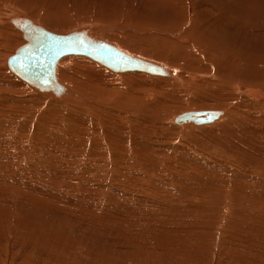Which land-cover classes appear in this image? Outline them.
<instances>
[{"label": "rangeland", "instance_id": "374dc122", "mask_svg": "<svg viewBox=\"0 0 264 264\" xmlns=\"http://www.w3.org/2000/svg\"><path fill=\"white\" fill-rule=\"evenodd\" d=\"M75 1L80 3V7H77L81 11L79 13V10L71 5L72 3L68 4L70 10L73 9L72 6L74 7V16L85 11L87 14L89 11V15H96L101 20L108 17L113 21L118 20L119 16L114 18L116 16L114 12L118 8L128 6L124 18L118 20L123 25L129 21L135 23L142 16L152 18L154 24L161 27L160 21L166 20L165 17L173 14L175 10L178 17H182L190 8H194L199 16L195 14L197 18L191 19L188 24L194 29L201 27L199 31L201 36L198 35L201 42L208 39L207 42L210 44L211 41L215 43L212 39H216L221 51L226 50L225 48L230 51L233 49L242 51V58L245 59L264 56V45H262L264 37L257 39L254 36L258 28L264 29V0H222V9L207 0H121L122 3L120 0ZM14 2L22 7L38 2L44 4L51 2L52 7L59 4L58 0H14ZM186 2L192 4L186 5ZM249 4L252 6L248 7ZM66 5L63 14L72 15ZM148 8L152 10L148 11ZM247 8L248 11L245 12ZM165 20L161 25L165 24ZM98 24L107 32L111 27L110 23L100 20ZM141 29L148 30L149 27ZM67 30L69 29L63 31ZM205 33L207 35H203ZM0 38L2 41L3 38ZM19 40L20 45L23 39L19 38ZM121 41L127 42L123 38ZM148 48L153 55L159 51L154 47L148 46ZM9 52H12L11 49ZM262 59L264 58H260ZM165 60L167 64L173 66L171 53L168 51ZM87 62L100 67L95 62L89 60ZM251 63L255 62L251 61ZM71 64L74 63L69 60L64 61L61 68ZM183 64L184 62L180 71L182 70L184 78L179 80L170 79L163 82L155 79L154 81L144 72L148 75H143L146 79H138L139 88L136 84H134L136 86L130 85L134 89L133 93L136 92L138 98L141 96V102L144 100L143 103H147V105L139 104L140 100L136 98L138 103H135L136 101L134 103L140 107L134 108L133 103L132 108L137 110L135 113L132 108L128 109L129 112L125 108V110L121 108V111L116 108L113 112L115 114L117 112L119 117L123 115V118L115 119L112 109L109 110L107 106V111L112 112L111 118L114 117L113 119H110V115L107 117L113 123L111 128L118 129L122 124L117 131L125 139L122 142V150L127 152L123 154H127L128 157L123 156L120 163L111 159L112 152L106 148V145L104 148L105 142H101V137L99 138V132L102 130L100 123L90 115L91 113L85 111L87 110L85 102L93 99L87 92L97 81L96 73L92 74L84 68V72L87 71V79L80 83L82 89L77 86L80 91L87 94L83 106H71L56 97L52 99L43 96L44 99H41L30 91L27 93L29 96L27 101L17 96L15 100H11V104L15 107L12 106L11 110H8L10 116L6 114L9 113L6 110L9 108L0 106V264H264L262 238L264 237V206L251 203L256 201V197H253L255 193L249 196L251 202L248 204L245 203L246 200L249 201L248 196L243 195V197L239 192L234 194L237 183L246 184L248 180L247 182L253 183L250 185L252 189L248 188L252 191L263 184L264 178L257 173L253 174L252 167L240 165L239 162L236 163V159L229 158L225 152L223 153V149L233 150L237 145L239 151L241 148L246 149L245 145L240 143L244 133H247L244 130L245 120L241 121V117L244 116L239 119L238 116L244 109L248 110L244 107L250 104L249 101L262 98L261 92L255 89H259V86L248 89L246 84L249 81H247L243 83L245 93L244 91L240 93L237 88L234 91L235 87H230L229 98L228 94L225 97L218 95L219 102L214 101L217 99L214 98L212 99L214 102L203 104L208 110L222 108L227 113L219 121L220 124H206L204 128L208 130L207 132L205 129L202 132V129L196 127L189 128L188 131V128L183 126L182 128L181 124L172 123L169 119L176 112L177 114L180 111L184 112L182 109L191 106L194 109L197 106L193 107L194 101L190 102L192 105L186 104L184 106L186 108L173 104V101L183 100L185 95V98L188 97L190 100L196 98V91L189 88L194 84L193 74L187 73ZM239 65L244 66L245 69L248 67L247 63ZM213 68L219 70L216 65H213ZM184 71L187 74H184ZM255 76L256 74L253 75ZM69 83L73 85L72 80ZM69 83L66 82L71 86ZM123 83V79L115 81V84ZM163 85L166 89L161 87ZM130 86L124 85L122 88L130 92ZM164 90H168L167 94ZM173 91L176 95L179 93V96H175V93L173 95L171 93ZM233 91L234 95H231ZM3 92L5 91L0 90V94ZM20 92L12 91L11 94ZM147 92L149 95L154 92L157 97L154 93L151 94L154 97L148 96ZM166 95H168L167 99ZM165 102L167 104H164ZM203 105L200 106L204 108ZM16 106H19L18 109ZM3 108H6L5 112ZM103 113L105 114L104 110ZM124 116L128 117L126 122L129 124H124ZM72 118L75 125H78V118L84 123L83 130L79 133L81 139L84 137L80 145H73L68 139L71 134L66 128ZM130 119L136 120L132 123ZM117 123H120L119 127ZM139 126H143L144 129L141 130ZM86 127L88 129L84 130ZM127 127L130 130H125ZM176 127L180 130L178 131ZM228 128H233L232 133ZM221 132L222 134L217 135ZM199 135H202L201 138ZM229 135L233 139H230ZM220 136L222 139L219 138ZM234 137L239 138L238 141ZM209 139L222 140L219 141L222 143L220 148L206 145ZM231 140H235L236 143ZM99 145L100 149L105 150L104 158H89L88 151L95 150L97 146L99 148ZM131 153L136 157H132ZM244 174L251 177L253 174L254 182L250 177L247 178L248 176H241ZM14 190H17L16 193ZM261 197L264 198V195ZM225 202L229 203V209L226 208Z\"/></svg>", "mask_w": 264, "mask_h": 264}, {"label": "bare ground", "instance_id": "6f19581e", "mask_svg": "<svg viewBox=\"0 0 264 264\" xmlns=\"http://www.w3.org/2000/svg\"><path fill=\"white\" fill-rule=\"evenodd\" d=\"M207 1L211 4L219 6L221 9L223 8L222 0H216V1L207 0ZM120 2H121V0H120ZM58 3L59 4L56 7H52L51 2L47 3V4H44L43 2H38L37 4L34 3V5H28V6L22 7L21 5H16L18 3L14 2V0H0V37L3 38V40L0 41V81L2 82V83H0V90L5 91V92L0 94V106L9 108V109L5 108L7 110V112H9L8 110H11V107L13 106V104H11L12 99L15 100V98L18 97L20 99L26 100L27 98H29V96L27 94L29 91L34 93L35 96H37L41 99H44L43 96H47V97L52 98V99H54L56 97L58 99H61V102H64L65 104H70L71 106L72 105H74V106L75 105H82L83 106V104H84L83 101H85L84 98H85V95H87V94H85L83 91H80V89L77 86H79L82 81L87 79L86 78L87 77V73H86L87 71H90L92 74L96 73L95 78L97 81L95 82V85L91 87L90 91L87 92L89 94V96L93 99H89L88 102H85L86 107H87V110L85 109V111L89 114L91 113L90 115H93V117H95L94 119L97 120L98 123H100V128L102 130H100V132H99V138L101 137V139H100L101 142H105L104 148L106 145V148L112 152L113 155L111 154V159L113 158L114 161H117L120 163L123 159V156L127 155V154L124 155L123 152H126V151L122 150V142L125 139L117 131V130H119L120 127H122V124L119 127L120 123L119 124L117 123L118 127H119L118 129H116L114 127L111 128L113 126V123L107 117L114 110H116V108L120 109L119 111H121V108H123V109L125 108L126 110H128V109L130 110V108H132V106H133L134 101H136L135 103H138L137 99L140 100L141 96L138 98L136 96L138 94H135L136 92L133 93L134 89L132 86L134 84L138 85L137 83L139 82V80H138L139 78L141 79L143 77H146L149 74L150 76H147V77L151 78V80L153 79L154 81H155V79H157V81L160 80L163 82L170 80V79H171V81L174 79L179 80V78H184L182 70L180 71V69L182 67V62H184L183 65H184V68L186 69L187 73L193 74L192 80H193L194 84H192L191 87H189V88L190 89L193 88V90L196 91V93H195L196 98H195V100H190V99H188V97L185 98V96H186L185 95L183 97V100L181 99V101H179V102L177 100L173 101V104L175 103V104H178V105L184 107V106H186V104H188L190 102L192 103V101H194L195 104L193 107H195V105H197V106L194 109L191 108L192 106L191 107L189 106L190 108L184 107V108H186V109H182L184 112L180 111V113L178 112V114L175 111L176 113L172 114L169 117V119L172 121V123L173 122L178 123V124H181V127L183 126L184 128H188V131H189V128H193V127L195 128L196 127V128L202 129V132H203L206 130V128H204V126L206 127V124H210V123H212L213 125H215V123L220 124L219 121L227 113L226 110L222 109V108L208 110V109H206V107L203 104L208 103V102L212 103L216 100L218 101V98H217L218 95L220 97H225L228 93H230L228 91V89L230 87H235L234 91H236V88H237L239 90V92L242 93L244 91L243 83H245L247 81L250 82V83L248 82V84H246L248 89L253 88L254 86H259L260 90L258 88H255V89L258 90L259 92H261L262 98L260 97L261 98L260 100L249 101L250 104H248L246 107H244V108H248V110L244 109V111L241 112L238 116V119H239V117L244 116L243 118L241 117V121L245 120L244 121L245 124H244V122H243V124L246 127L244 125H242V126H244L246 128L244 130L247 131L246 134L244 133V137L241 138L243 140H241L240 143H243V146L245 145L246 149H248L249 147L250 148L248 150L241 148V151H239V147H238L239 145H237V147L234 148L233 150L231 148H230V150L227 148L223 149L225 147H223L221 149H223V153L225 152L229 158H232L234 160L236 159L237 160L236 163L239 162L240 165L245 164V166L252 167L253 174L257 173L258 175H261L264 178V173H263L264 172V59L260 60V58H264V56H262V55L260 57L254 56L252 58L249 57V58L245 59V58H242V55H243L242 51L240 52V51L235 50V49L230 51L228 48H225L226 50L221 51V47H220V45L216 39H212L213 42H215V43H212V41H211V43L209 44L207 42L208 39L205 41L203 38L202 39L204 40V42H201L202 40L200 41V39H198V37L201 36V35H199V31H201V29H200L201 27L194 29V28H191L188 24V22L191 19L197 18V16L195 15L197 13H196L194 8H190L189 11L187 13H185L182 17H178L179 15L177 14V11L175 10L173 14H169V16L165 17L166 18V20L164 19L165 24L161 25V23H163L164 20L160 21L161 27H159V25L156 26L154 24L152 18H146V17H142V16L139 17V21L135 20L136 21L135 23H132L129 21L127 24H124V25L120 24L121 22L120 21L118 22V20L122 17L124 18V14H125L128 6H126V8L125 7L121 8V9L118 8L116 10V12H114L116 14V16L114 18H116L117 16H119V18H118V20L113 21V19L110 20L109 17L105 18L104 20H101L96 15L95 16L89 15V11L87 14L85 11L84 13L83 12L80 13V15L78 14V15L74 16L73 15L74 7H76V10H79V8L77 9V7H80V3L78 1H75V0H58ZM65 4H67L66 8H67V6L69 7V12L71 11L72 15H70V14L64 15L63 14V11H65L64 10ZM68 4L74 5V7L73 6L71 7V9L73 8L72 10H70V6ZM191 4L192 3L186 2V5H191ZM123 5H122V7H123ZM251 6H252V4L248 5V7H251ZM256 6L259 8L258 5H256ZM6 9H7V11H5ZM118 10H119V12H118ZM147 10L151 11L152 9L148 8ZM67 11H68V9H67ZM246 11H248V8L245 10V12ZM79 12H81V11L79 10L78 13ZM240 12L241 11H238V13H240ZM112 13H113V11H112ZM110 18H112V17H110ZM133 19H135V18H133ZM136 19L138 20L137 17H136ZM99 20L104 21V22H108L111 24V27L109 28L108 32L100 26V25H102V23H100V25L98 24ZM130 24H132V25H130ZM133 24H135V25H133ZM142 27H149V29L148 30H142L141 29ZM37 28H43V29H46L48 31H51V32H54L57 34H63V35L74 34V33L75 34H82V35L84 34L86 37L90 38V40H93L95 42H105V43H109V44L117 47L122 52H124L126 55H128V57L132 58L133 60H137L139 62L142 61V62L148 63V64H150L151 67H153V69H146V70H144V69H127L126 71H122V70L116 71V70L110 68L108 65H106L102 61L95 59L94 57H90L89 55L72 54V55H66V56L61 57L56 64L55 76L57 79V83H59V85L62 86V88L60 90H58V88H56V84H53L52 87H42L38 84H31V83L27 82L26 80H24L23 78H21L19 75H17V73L15 71H13V69L11 68V65H10V60L13 56L18 54V52L21 50V48L24 45H26L30 42V37H32V35H35L34 31H36ZM64 29H69V30L63 31ZM56 30H59V31H56ZM200 34H202V33H200ZM203 35H207V34L205 33ZM254 36H255V38L257 37V39L264 37V29L258 28L257 32L255 33ZM19 38L23 39V43H20V45H19V42H20ZM122 38L127 40V42L122 43V41H121ZM187 38H189L190 40L189 39H188L189 41L186 40ZM196 40L199 42H197ZM120 41L122 44L119 43ZM128 41H129V43H128ZM219 41H221V40H219ZM199 45H201V46H199ZM262 45H264V44L262 43ZM148 46L158 49L159 50L158 53L156 55L151 54V50L148 48ZM6 49H8L7 52H6ZM9 49H11L12 52H9ZM167 51L171 53V63H173V66L172 65L170 66L169 64L166 63L165 58L167 57ZM235 51H237L238 53H235ZM239 58H242V60H238ZM86 59L91 61V62L97 63L100 67H98V66L95 67L94 65H90ZM68 60L74 64H71L66 68H61L62 63L64 61H68ZM251 61H254L255 63H251ZM242 63L243 64L247 63V66H248L247 69H245L244 66L239 65ZM75 64H78V66H76ZM213 65H216L219 68V70H215L213 68ZM85 66H92V67L87 68ZM84 68H85V70H87L86 72H84ZM115 72H117V73H115ZM144 72L148 73V74H145ZM118 73H123V74H118ZM187 73L185 72L184 74H187ZM144 74L146 76H143ZM255 74H256V76L253 77V75H255ZM185 77H186V75H185ZM248 78H249V80H248ZM20 79L24 82H22ZM120 79H123L124 83L121 85L115 84V81L120 80ZM143 79H146V78H143ZM71 80L73 81V85L69 83V81H71ZM186 81H189V80H186ZM7 82L10 83V85ZM66 82H68L73 88L71 86H68L66 84ZM145 82L148 83V81H145ZM173 82L171 84H173V87H175ZM182 83H183V81H182ZM149 84H150V81H149ZM154 84H156V83H154ZM6 85H9V86H6ZM124 85H126V86L132 85V86H130L131 90L128 88L130 92H127L128 90H125L126 88L123 90L122 87ZM136 85H134V86H136ZM152 85H153V83H152ZM167 86H169V84ZM154 87H155V85H154ZM161 87L165 88L164 85ZM173 87H172L171 91L173 90ZM187 87H188V85H187ZM187 87H185V88H187ZM80 88L82 89V87H80ZM137 88H139V85ZM176 89H177V87H176ZM84 90H85V86H84ZM252 90L253 89H251V91ZM12 91H21V92L11 94ZM162 91H163V89H162ZM164 91H166V90H164ZM184 91H186V90H184ZM189 91H191V90H189ZM234 91H233V93H231V95H234ZM245 91L243 93H245ZM119 92H122L123 94L119 95L118 94ZM167 92H168V90L166 91V94H167ZM152 93H154V92H152ZM160 93H162V92L160 91ZM171 93L173 94L175 92L173 91ZM178 94L176 95V93H175V96H179ZM254 94L259 95L258 93H254ZM39 95H41V96H39ZM150 95L148 93V96H150ZM160 95H162V94H160ZM173 95L171 97H173ZM167 96L168 95H166V99H167ZM182 96H183V94H182ZM152 97H154V96H152ZM156 97H157V95H156ZM156 97H155V99H156ZM227 97L229 98L230 95L228 94ZM234 97L237 98L236 96H234ZM214 98H217V99L212 101V99H214ZM142 99H144V98H142ZM157 99L159 100V98H157ZM16 100H18V99H16ZM146 100H148V97ZM158 100H156V101H158ZM171 100H173V98ZM219 100H220V98H219ZM143 102H144V100H142V102L140 100L139 104L140 103L142 104ZM182 102H183V105H181ZM135 103H134V105H135L134 108H136L138 106V104L136 106ZM144 104L147 105V103H143V105ZM164 104H167V103L165 102ZM200 105L201 106L203 105L204 108L201 107ZM209 105H212V104H209ZM107 106L110 108L109 110L112 109L111 113H109V110L107 111ZM161 106H163V105H161ZM166 106H168V105H166ZM198 106H200V107H198ZM213 106H217V105L213 104ZM14 107L15 106H13L12 108H14ZM17 107H19V106H16V108ZM138 107H140V105ZM179 107H177V108H179ZM217 107H219V106H217ZM5 109L3 108L4 112L6 111ZM142 109L144 110V108H142ZM72 110L74 111V109H72ZM103 110L105 111V114L107 116L103 113ZM129 110H128V112H129ZM132 110H134V113H135V111H137L133 108H132ZM138 110H139V108H138ZM171 111H172V108H171ZM200 111L211 112L212 115L215 117H213L212 120L205 121V122H197V121H194L191 119L179 121L180 116L183 115L184 113L200 112ZM142 112H144V111H142ZM6 114H8V116H10L9 115L10 112L6 113ZM113 115H114L115 119H117V118L119 119L120 117L123 116V115H121L120 117L117 116V115H119V114H117V112H116V114L113 112ZM112 116L110 115V119L114 118V117L111 118ZM5 117H6V115H5ZM126 117L124 118V121H125L124 124L125 123L129 124V122H126L128 120V119H126ZM132 118H134V117H132ZM73 119L74 118L71 119V122L73 121ZM238 119H236V120H238ZM135 120L130 119V122L135 121ZM118 121H120V120H118ZM121 121H122V119H121ZM137 121H138V119H137ZM71 122H69L70 124L68 123V126L66 128V129H69L68 130L69 134H71L68 137L69 142L72 141L73 145H80V142H83L82 139L84 138L83 137L81 139L82 136H81V134H79L83 130V126H84L83 120L78 118L77 119L78 125H75L73 122L72 123ZM185 123H187V124H185ZM126 126H128V125H126ZM133 126H134V124H133ZM88 127H90V125ZM136 127H137V124H136ZM142 127L143 126H141V127L139 126V128L141 130L144 129ZM223 127H224V125H223ZM155 128H156V126H155ZM176 128L178 130V127H176ZM212 128H215V127H212ZM85 129L87 130L88 128L86 127V128H84V130ZM128 129L129 128L127 127V129H125V130H128ZM228 129L232 133L233 128L232 129L228 128ZM77 130H79V131H77ZM248 130H250L251 132H248ZM184 131H185V129H184ZM199 131H201V130H199ZM207 131L208 130H206L205 132H207ZM128 132H130V131H128ZM181 132H183V131H181ZM242 132H244V131H242ZM122 133H124V132H122ZM227 133L230 134L229 132H227ZM89 134H91V133L89 132ZM126 134H127V132H126ZM218 134H222V132L217 133V135ZM194 135H196V134H194ZM201 136H200V138H201ZM212 136L218 137L216 135H212ZM126 138L130 139L128 137H126ZM194 138H196V137H194ZM200 138H198V139L200 140ZM219 138H221V136ZM225 138H227V137H225ZM234 138H236V141H238L237 139H239L237 137H234ZM218 139L216 141H212L209 139V143H207L206 145L209 144L210 146H212V148L213 147L214 148H220V146H221L220 144H222V143H220L219 141H222V140L218 141ZM230 139H233V137L231 138V136H230ZM206 140H208V139H206ZM231 141H233V143L235 142V140H231ZM200 142H202V141H200ZM92 146H93V144H92ZM100 148L101 147L99 145V148L97 146V148H95V150L88 151L89 156L88 155L87 156L89 158L91 157V158H95V159H97V157H99V159H101L102 157L104 158L103 154L105 153L104 152L105 150H102L103 148L102 149H100ZM237 149H238V151H237ZM130 155L132 156V153ZM112 156H114V157H112ZM133 156H134V154H133ZM232 156H236V157H232ZM127 157H128V155H127ZM134 157H136V156H134ZM95 159H93V160H95ZM52 160H53V158H52ZM129 160H131V159H129ZM139 160L140 159H138V161ZM134 161L138 163L137 160H134ZM139 164H140V162H139ZM249 167H247V169H249ZM80 168H81V166H80ZM229 168H231V167H229ZM243 168L245 169V167H243ZM112 169H113V167H112ZM253 174H252V177L250 175H247V174L246 175L244 174L241 176H244V177L248 176L247 178L250 177L254 182L255 179H253V176H254ZM262 177H260V178H262ZM234 178H236V177H234ZM237 179H235V180H237ZM256 179H257V177H256ZM241 180L244 182L243 178ZM247 181H246V184L245 183H242V184L237 183L236 187L234 188L235 189L234 194H237L239 192V193H241L242 196L243 195L248 196L249 201H247L245 199L246 196L244 198L246 200L245 203L248 204V202L249 203L251 202L249 196L252 195L251 193H253V194L255 193L256 195L254 194L253 197H256V201L253 200L254 202H251V203L258 204V205L260 204V205L264 206V198L261 197L264 195V186H262V185H264V182H263V184L259 183V185L261 184L260 185L261 187L258 186L256 189L249 191L248 188H251L250 185H253V183L247 182ZM211 183L213 184V182H211ZM209 184H210V182H209ZM213 189H214V187H213ZM224 190H226V189H224ZM231 190H232V187H231ZM16 191H15V193H16ZM189 192H190V190H189ZM200 193H202V191ZM225 204H227L226 208L229 209V207H230L229 203L225 202ZM263 208H262V210H263ZM255 209H256V207H255ZM262 238L264 239V237H262ZM260 245H262V244L260 243Z\"/></svg>", "mask_w": 264, "mask_h": 264}, {"label": "water", "instance_id": "95a60500", "mask_svg": "<svg viewBox=\"0 0 264 264\" xmlns=\"http://www.w3.org/2000/svg\"><path fill=\"white\" fill-rule=\"evenodd\" d=\"M30 42L10 60L13 71L31 84L42 87L62 88L55 76L58 60L67 54H85L94 57L114 70L153 69L150 64L133 60L117 47L90 40L84 34H57L43 28H37ZM211 112H187L179 121L194 120L205 122L213 119Z\"/></svg>", "mask_w": 264, "mask_h": 264}]
</instances>
